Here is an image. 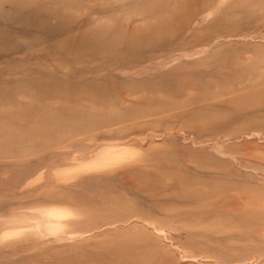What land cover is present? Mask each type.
Returning a JSON list of instances; mask_svg holds the SVG:
<instances>
[{
	"label": "rangeland",
	"instance_id": "1",
	"mask_svg": "<svg viewBox=\"0 0 264 264\" xmlns=\"http://www.w3.org/2000/svg\"><path fill=\"white\" fill-rule=\"evenodd\" d=\"M0 264H264V0H0Z\"/></svg>",
	"mask_w": 264,
	"mask_h": 264
}]
</instances>
